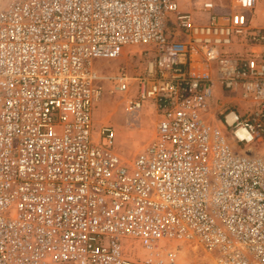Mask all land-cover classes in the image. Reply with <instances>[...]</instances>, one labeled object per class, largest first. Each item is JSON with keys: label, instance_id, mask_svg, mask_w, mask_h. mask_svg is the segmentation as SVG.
<instances>
[{"label": "built area", "instance_id": "built-area-1", "mask_svg": "<svg viewBox=\"0 0 264 264\" xmlns=\"http://www.w3.org/2000/svg\"><path fill=\"white\" fill-rule=\"evenodd\" d=\"M199 12L0 0V264H264V26ZM104 94L155 117L131 160Z\"/></svg>", "mask_w": 264, "mask_h": 264}, {"label": "rangeland", "instance_id": "rangeland-1", "mask_svg": "<svg viewBox=\"0 0 264 264\" xmlns=\"http://www.w3.org/2000/svg\"><path fill=\"white\" fill-rule=\"evenodd\" d=\"M262 1V0H261ZM238 0H235V4ZM240 3V1H239ZM191 14L194 19L199 21H207V15L200 13L197 9L191 10ZM255 17L253 14L251 18ZM263 19V18H262ZM253 21V19H252ZM263 22V20L257 23ZM97 66L101 68V74L111 75L117 68L123 63L120 61L110 62L106 64L105 61H97ZM106 84V83H105ZM108 85H106L107 87ZM136 89L132 88L129 97H135ZM155 117L151 111L142 108L140 115V127L129 124L127 117L124 113V103H122L120 96L113 97L107 94L103 95V98L94 112V125L96 129L102 126H112L116 134V145L120 155L125 160H131L138 152H140L153 138L155 131ZM203 253H199L198 260L204 258ZM215 256V252L211 253L209 258ZM72 264V263H69ZM180 264H186V259L182 260Z\"/></svg>", "mask_w": 264, "mask_h": 264}, {"label": "crops", "instance_id": "crops-1", "mask_svg": "<svg viewBox=\"0 0 264 264\" xmlns=\"http://www.w3.org/2000/svg\"><path fill=\"white\" fill-rule=\"evenodd\" d=\"M182 11L192 12L191 10H198L201 4L205 1H211L216 6V11L219 13H230L234 10L247 11L246 13L251 18L253 14V24L264 26V0H177ZM240 1V3H239ZM251 8H253L251 10ZM263 18V19H262ZM263 20V22L257 23Z\"/></svg>", "mask_w": 264, "mask_h": 264}]
</instances>
